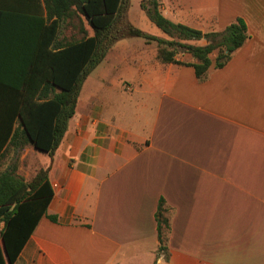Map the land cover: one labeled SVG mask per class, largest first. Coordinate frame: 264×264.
I'll return each instance as SVG.
<instances>
[{"label":"crops","instance_id":"1","mask_svg":"<svg viewBox=\"0 0 264 264\" xmlns=\"http://www.w3.org/2000/svg\"><path fill=\"white\" fill-rule=\"evenodd\" d=\"M159 1L174 23L241 18L249 37L204 79L117 41L105 61L121 71L86 78L54 154L24 148L49 156L53 197L13 264H264V0ZM51 26L45 0H0V71H58L52 53L73 40ZM60 91L45 82L35 100Z\"/></svg>","mask_w":264,"mask_h":264},{"label":"trees","instance_id":"2","mask_svg":"<svg viewBox=\"0 0 264 264\" xmlns=\"http://www.w3.org/2000/svg\"><path fill=\"white\" fill-rule=\"evenodd\" d=\"M45 4L47 18L52 19V37L54 27L59 29L62 19L72 13V6L88 18L95 33L68 42L67 46L59 44L58 52L52 53L58 58V71H0V159L10 147L24 149L29 144L52 156L75 113L83 82L120 39L142 37L147 42L164 43L166 46H160L158 50L162 62L193 66L197 77L204 79L211 68L224 67L249 37L241 18L221 31L208 33L174 23L159 10V0H150L148 6L143 0L141 8L153 23L172 37L171 40L150 34L131 23L122 24L123 9L126 4L130 5V0H45ZM175 34L179 35V40L173 38ZM201 39L208 43L187 42ZM179 52H189L196 60L177 59ZM45 82L58 86L61 91L52 100L37 101L36 94ZM14 171L11 167L0 172V224L3 223L0 264L15 262L53 197L49 166L41 168L31 180ZM49 217L56 220L55 216ZM156 220L158 252H164L167 257L171 224L164 199L159 201Z\"/></svg>","mask_w":264,"mask_h":264},{"label":"rangeland","instance_id":"3","mask_svg":"<svg viewBox=\"0 0 264 264\" xmlns=\"http://www.w3.org/2000/svg\"><path fill=\"white\" fill-rule=\"evenodd\" d=\"M140 1L141 0H130V5L126 4L122 12L121 23L122 24L131 23L133 25L138 26L140 29L150 34H153V35L159 34L157 36L163 39H166V40H171L172 38L171 36L167 35L162 29H160L154 23L148 20V18L145 16L146 12L144 14L143 10L140 8ZM149 3H150V0H144L145 5ZM70 8L72 9V13L70 15L68 14L67 16H65L60 22L59 33L63 36L68 37V39H72L73 41L80 40L85 36L94 35L95 32H94L93 27L91 26L88 18L81 12V10L76 8V6H72ZM143 19H144V22H143ZM147 23H151V24H147ZM70 34H72V36H70ZM178 36H179L178 34H175L173 38L175 40H179ZM123 39H124V42L128 44V49H127L128 51L126 52V55L131 54V52H134L133 50H138L141 47L142 49H146V48L156 49L157 48V53H158L160 46L161 47L166 46L164 43L159 45L156 41L147 42L142 37H127ZM203 41L204 39L189 40L187 42L191 44H195V45H202L201 43ZM206 41L207 40H205V42ZM157 55L160 60L159 54ZM105 57L89 73V75L92 73L91 75L94 79H97L99 77L100 71H105L109 78L115 76L116 71H121V69L117 67L116 65L117 63H115L118 61L108 62V61H105ZM177 57L182 61H188V62L196 60L192 56V54L189 52H186V53L179 52L176 55V58ZM90 83L92 84L95 82L91 81ZM28 148L29 149L27 150V149H14L10 147L9 148L10 151L8 150L6 154H4V156L0 159V172L13 167L15 170L14 172L16 174L25 178L26 180H31L41 168H46L47 166H44L43 164L45 162H48L49 156L45 153H40L37 150H34L31 146ZM20 166L22 167V169L20 173H18L17 170L18 168H20ZM2 227H3V223L0 224V228Z\"/></svg>","mask_w":264,"mask_h":264}]
</instances>
